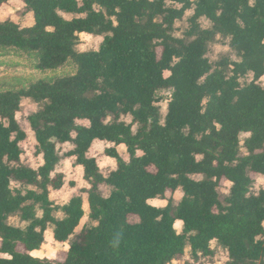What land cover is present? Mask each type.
<instances>
[{"label":"trees","instance_id":"trees-1","mask_svg":"<svg viewBox=\"0 0 264 264\" xmlns=\"http://www.w3.org/2000/svg\"><path fill=\"white\" fill-rule=\"evenodd\" d=\"M9 2L0 0V7ZM22 2L34 23L0 20V50L30 56L41 74L73 70L0 91V264H56L31 253L43 246L49 225L54 240L66 243L85 218L81 196L63 207L50 200L65 184L57 168L66 143L74 146L66 156L76 158L91 184L95 225L82 229L59 264H172L186 248L193 257L212 256L213 239L227 249L226 264H264V190L250 194L255 177L264 178V0ZM189 11L186 40L173 31ZM203 19L211 28L202 27ZM80 33L103 37L100 48L77 51ZM217 35L231 39L240 62L211 63ZM164 90L171 95L163 121L157 94ZM24 98L41 105L28 118L43 159L38 169L22 161L27 135L17 113ZM96 140L113 144L105 154L117 168L108 177L88 155ZM224 181L232 185L226 204L218 191ZM101 184L112 187L108 197ZM179 190L174 215L171 202L148 203ZM14 214L25 229L8 223Z\"/></svg>","mask_w":264,"mask_h":264},{"label":"rangeland","instance_id":"rangeland-1","mask_svg":"<svg viewBox=\"0 0 264 264\" xmlns=\"http://www.w3.org/2000/svg\"><path fill=\"white\" fill-rule=\"evenodd\" d=\"M253 1V0H252ZM24 4L22 0H10V2L2 8H0V20L4 23L7 20L14 22L15 24H19L22 27H29L34 23V17L24 13ZM192 12L189 11L186 14V17L183 21L178 22L173 31V35L178 38H184L186 40H191L188 38L186 32L189 28L188 19L191 17ZM66 18H72V15L63 14ZM203 28H211V24L207 19L202 20ZM179 33V35H176ZM86 37H90L86 38ZM100 37L90 36L85 34V36H80V40L77 46V51L79 52H87V51H96L100 48V45L103 39H99ZM207 57L211 61L212 64H215L223 59H229L232 62H240L241 58L237 55L235 50L231 47V39L228 37H224L222 35H217L213 39V41L209 44V52ZM72 66L68 65L64 68H60L56 71H51L47 73H39L33 68L32 58L26 54L18 53L16 51H7L0 50V91L7 90H18L23 87L28 86L33 81L38 79L47 78L53 80L62 75L69 74L72 72ZM253 79L252 76L242 80L243 83L251 82ZM264 86V81H260ZM170 91H160L157 94L159 99V107L161 109L162 120L167 114L168 101L170 98ZM41 109V105L36 104L32 99L24 98L21 102L20 111L17 113L18 122L22 128V130L26 133L27 138L21 144V148L23 151L22 161L23 164L32 169H38L42 163V156L38 152V144L35 139V136L30 128L28 118L30 115L36 113ZM124 122L131 124L132 118L127 117L123 119ZM78 126H88V121H78ZM249 134H244L242 139H246ZM113 147L112 144L107 142H95L89 152V157L97 160L98 165L100 167V171L104 177H108L113 171L116 170L117 163L114 159L106 156L105 151L108 148ZM61 155L63 157L60 165L57 168V172L64 175L65 184L63 188L59 191H51L50 192V200L57 207H63L70 202V200L74 197L81 196L85 202L84 211L86 213L85 218L81 222V225L77 229V232L74 236H72L66 243L56 242L53 238L54 226L49 225L46 230V239L40 250L34 251L33 253H37V255H33V257L39 259L50 260L53 263L59 264L62 263L67 257V253L69 247L76 241V236L82 231V229L86 227H92L95 223L90 219L89 214V206L87 202L88 195L86 193L87 190L91 188V184L87 182L83 177V172L80 173L77 171L78 167L75 164V159L67 157V153L73 150L74 146L71 143H66L60 146ZM118 151L121 157L125 160L129 159L126 148L120 149L118 147ZM106 158L111 159L114 163H105L103 167L100 166V163L103 162ZM264 178L261 176L255 177V182L250 188L251 195H257L261 190H264ZM231 183L224 181L222 186L219 188V195L221 201L226 204V199L230 195ZM100 193L104 197H108L112 192V187L107 184L100 185ZM181 193L182 190H179ZM178 192V191H177ZM177 192L175 194H168L165 197H161L155 200L159 201H167V205L169 202L172 204V214L174 215L183 195L177 196ZM166 205V206H167ZM156 206V205H155ZM164 205H160L158 207H166ZM41 214V212H39ZM54 216L57 219L64 218V215L61 211H56ZM182 221V220H180ZM183 222V221H182ZM8 223L25 229L27 227V223H25L21 214H14L9 217ZM184 223L181 224L179 228L175 227L177 233L181 234L183 232ZM65 245L68 247L65 248ZM213 254L209 257H204L199 255L198 257H193L191 252L185 253V255L177 261L174 262H182V264H217V260H222L223 264L228 262V251L227 249L216 243V247L213 248ZM19 251L23 252V247L18 248ZM226 255V259H225ZM188 257L187 259L185 257ZM174 262L172 264H174Z\"/></svg>","mask_w":264,"mask_h":264},{"label":"clouds","instance_id":"clouds-1","mask_svg":"<svg viewBox=\"0 0 264 264\" xmlns=\"http://www.w3.org/2000/svg\"><path fill=\"white\" fill-rule=\"evenodd\" d=\"M96 7L98 8V6H96ZM117 11H118V10H117ZM29 17L31 18V14L29 15ZM113 23H114V25L116 24L115 17H113ZM48 31H52V29H48ZM80 35L85 36V34H83V33H80ZM176 35H179V33H177ZM86 38H89V39H90V37H86ZM99 39L102 40L103 37H100ZM170 75H171L170 72H165V76H166V77H167V76H170ZM261 80L264 81V76L261 77ZM109 119H111V117H109ZM219 127H220V125L217 124V128H218V129H219ZM119 148H120V149H125V145H124V144H121V145L119 146ZM137 155H138V156H139V155H142V153L138 152ZM105 163H114V161H112V160L109 159V158H106L103 162L100 163V166L103 167ZM77 171L80 172V173H82V172H83V166L79 167V168L77 169ZM229 183H231V182H229ZM262 183H264V181H262ZM181 195H183V193H181L180 191H178V192H177V196L179 197V196H181ZM148 203L151 204V205H156V206H160V205H164V206H166V205H167V201H159V200H149ZM85 207H87V205H85ZM182 223H183L182 221L177 220L176 223H175V227H176V228H179V227L181 226ZM178 234H179V233H178ZM216 243H217V241H216L215 239H213V240L211 241V247L215 248V247H216ZM67 247H68V246L65 245V248H67ZM185 252H186V253H190V252H191V248H186V249H185ZM33 255H37V253H33ZM185 258L187 259L188 257L186 256ZM226 258H227V257H226V255H225V259H226ZM174 264H182V262H174ZM217 264H223V261L218 259V260H217Z\"/></svg>","mask_w":264,"mask_h":264},{"label":"crops","instance_id":"crops-1","mask_svg":"<svg viewBox=\"0 0 264 264\" xmlns=\"http://www.w3.org/2000/svg\"><path fill=\"white\" fill-rule=\"evenodd\" d=\"M0 8H2V7H0ZM28 15H30V14H28ZM31 15H33V14H31ZM32 26V25H31ZM89 123V122H88ZM97 141H99V140H96L95 142H97ZM94 142V143H95ZM99 142H104V141H99ZM93 143V144H94ZM108 143V142H107ZM111 144V143H110ZM113 145V144H112ZM93 146V145H92ZM126 148V147H125ZM118 149V148H117ZM126 151H127V149H126ZM70 158H74V157H70ZM75 160H76V158H74ZM117 163V162H116ZM77 166V165H76ZM78 168L79 167H81V166H77ZM116 168H117V166H116ZM83 177H84V170H83ZM60 191V190H59ZM84 201V200H83ZM87 202H88V198H87ZM84 206H85V202H84ZM88 206H89V202H88ZM33 253V252H32ZM32 253H31V255H32Z\"/></svg>","mask_w":264,"mask_h":264}]
</instances>
